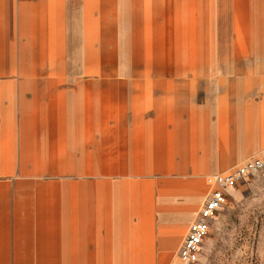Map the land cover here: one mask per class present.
<instances>
[{
  "label": "crops",
  "instance_id": "1",
  "mask_svg": "<svg viewBox=\"0 0 264 264\" xmlns=\"http://www.w3.org/2000/svg\"><path fill=\"white\" fill-rule=\"evenodd\" d=\"M136 4L157 22L158 0ZM111 5L0 0V264H160L140 173L112 166ZM211 102L245 136L225 163L264 149V78Z\"/></svg>",
  "mask_w": 264,
  "mask_h": 264
},
{
  "label": "rangeland",
  "instance_id": "2",
  "mask_svg": "<svg viewBox=\"0 0 264 264\" xmlns=\"http://www.w3.org/2000/svg\"><path fill=\"white\" fill-rule=\"evenodd\" d=\"M136 2L112 0L109 60L95 63L110 72L112 166L126 152L128 179L140 173L142 215L158 216L160 264H183L211 173L251 158L219 157L245 136L211 101L264 78V0H158L156 23ZM225 194L195 264H264V170Z\"/></svg>",
  "mask_w": 264,
  "mask_h": 264
},
{
  "label": "built area",
  "instance_id": "3",
  "mask_svg": "<svg viewBox=\"0 0 264 264\" xmlns=\"http://www.w3.org/2000/svg\"><path fill=\"white\" fill-rule=\"evenodd\" d=\"M263 170L264 152L250 158L231 171L208 178V183L214 189L188 228L178 253L179 260L183 264H195L199 261L202 246L210 233L212 223L226 204V190L236 188L249 177Z\"/></svg>",
  "mask_w": 264,
  "mask_h": 264
}]
</instances>
